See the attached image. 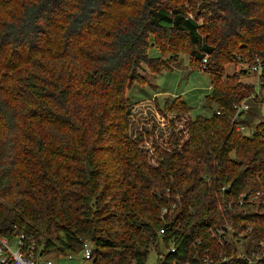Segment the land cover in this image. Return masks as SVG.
Returning a JSON list of instances; mask_svg holds the SVG:
<instances>
[{
  "label": "trees",
  "instance_id": "1",
  "mask_svg": "<svg viewBox=\"0 0 264 264\" xmlns=\"http://www.w3.org/2000/svg\"><path fill=\"white\" fill-rule=\"evenodd\" d=\"M182 54L216 109L174 100L167 136L132 131L127 91ZM252 73L264 92V0H0V236L37 257L90 242L92 264H147L160 242L157 264H264L236 246L264 241V123L234 121Z\"/></svg>",
  "mask_w": 264,
  "mask_h": 264
},
{
  "label": "rangeland",
  "instance_id": "2",
  "mask_svg": "<svg viewBox=\"0 0 264 264\" xmlns=\"http://www.w3.org/2000/svg\"><path fill=\"white\" fill-rule=\"evenodd\" d=\"M196 1L201 3L205 0ZM150 54L152 57L159 55L156 50H151ZM165 58L169 59L170 57ZM243 68H248V64L232 63L226 66V73L228 75H239ZM143 77V81L127 91L130 103L136 104L132 118V131L138 129L151 131L155 126V135L167 136L170 133L169 120L174 117V114L166 113L165 115V113H160L158 110L165 111V104L167 102L172 103L174 100H182L187 103L190 108L189 115L192 119H196L198 116L209 117L216 109L213 105L211 110L208 107L210 103L206 101V97L211 93L210 75L192 70L188 55H180L178 60L172 64L170 70H165L161 74L147 70ZM240 80L244 84L254 86L258 94L256 102L248 101L249 109L240 115V123L247 127L245 134L252 135L264 123V92L260 88L257 74L252 73ZM248 231L238 236L236 246L239 248L242 258H245L246 261H259L264 258V241L252 243L248 239ZM33 246L37 248L38 252L43 248V246L35 243ZM165 251V246L160 242L158 248L151 250L147 264H157L159 253ZM71 256L73 259L64 256L58 258L57 254L51 253L41 256V259L53 260L57 264H92L91 261L84 260L82 252Z\"/></svg>",
  "mask_w": 264,
  "mask_h": 264
},
{
  "label": "built area",
  "instance_id": "3",
  "mask_svg": "<svg viewBox=\"0 0 264 264\" xmlns=\"http://www.w3.org/2000/svg\"><path fill=\"white\" fill-rule=\"evenodd\" d=\"M257 70H259V68H254V71ZM247 102L246 100L242 102L241 105L235 106L236 112L234 121H238L237 131L243 134H245V129L247 127L240 123V115L249 109ZM93 249V244L90 242H86L83 245L81 252L85 261L92 262ZM32 250L33 247L29 251L24 250L22 238L16 237L14 239H9L0 236V264H57L53 260H43L41 257L35 256ZM68 258L73 259L71 255H69Z\"/></svg>",
  "mask_w": 264,
  "mask_h": 264
}]
</instances>
